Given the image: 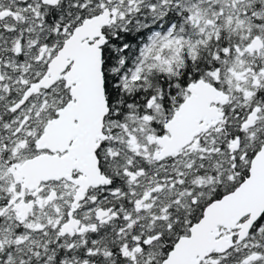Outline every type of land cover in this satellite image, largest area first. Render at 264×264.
<instances>
[{
  "label": "snow or ice",
  "instance_id": "1",
  "mask_svg": "<svg viewBox=\"0 0 264 264\" xmlns=\"http://www.w3.org/2000/svg\"><path fill=\"white\" fill-rule=\"evenodd\" d=\"M0 264H264V0H0Z\"/></svg>",
  "mask_w": 264,
  "mask_h": 264
}]
</instances>
